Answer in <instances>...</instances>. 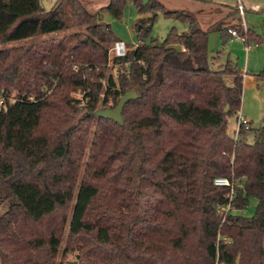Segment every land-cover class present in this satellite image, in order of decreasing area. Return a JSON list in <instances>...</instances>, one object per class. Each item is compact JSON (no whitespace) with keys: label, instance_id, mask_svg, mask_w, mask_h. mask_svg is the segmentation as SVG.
Listing matches in <instances>:
<instances>
[{"label":"trees","instance_id":"trees-1","mask_svg":"<svg viewBox=\"0 0 264 264\" xmlns=\"http://www.w3.org/2000/svg\"><path fill=\"white\" fill-rule=\"evenodd\" d=\"M127 1L91 12L82 0L50 10L0 0V44L65 32L0 48V95L23 84L0 110V264H264V127L253 143L247 130L238 142L228 133L244 74L230 60L214 68L208 52L209 30L232 37V27L203 29L191 11L134 0L153 14L137 21V46L115 57L128 64L115 79L107 66L118 39L101 13L120 18ZM160 10L189 30L145 43ZM130 89L138 97L125 104L123 125L94 115ZM218 177L236 183L224 222L230 187ZM250 197L258 203L249 217ZM72 203L68 223L59 213Z\"/></svg>","mask_w":264,"mask_h":264},{"label":"rangeland","instance_id":"rangeland-1","mask_svg":"<svg viewBox=\"0 0 264 264\" xmlns=\"http://www.w3.org/2000/svg\"><path fill=\"white\" fill-rule=\"evenodd\" d=\"M56 1L58 0H40L42 7L46 10L52 9ZM82 1L88 10L91 12H97L101 10L102 7L107 6L110 0ZM160 1H162L168 9L186 10L195 13L203 29L208 30L211 26L219 23L223 26L227 25V27L236 29L238 34L245 38L244 40L238 37H231L229 34L222 35L219 31H216L215 28H211V30H209L208 37V52L210 58H213L212 62L214 68L220 69L230 60V62L240 69L243 74L245 73L248 75L244 81L241 111L243 115L250 120L251 124V129L247 130V133L243 136V138H245L246 141L253 143L258 130L261 127H264V80H257L255 78V74L264 70V0H242L244 8L243 13L238 8V0H214L221 2L224 5H219L213 1L205 0ZM152 14L153 13H139L134 0H129L124 5L122 16L120 18H114L107 10H103L101 17L103 22L111 25L113 33L117 39L125 41L131 47H135L139 43V38L135 29L137 21L140 17H148ZM242 28L244 29V32L240 33ZM173 29L178 33H183L189 30V24L185 20L167 16L160 10L157 12V18L150 34L145 38V43H151L154 38L163 40ZM64 33L65 32H54L17 40L6 44H0V48L22 44L27 45L52 36L60 37ZM248 37L251 39L257 38L259 41L250 40V48L247 49ZM113 45L114 42L111 43L109 48L107 76L113 75L115 79H118L119 75L128 68V64H115V55L112 51ZM227 82H229V84H233V76H228ZM106 85L107 81L105 80L104 86ZM22 86L23 84L18 82L17 87L13 89L9 97H6L7 93L3 94L4 98L6 97L7 101L14 100L17 94L22 91ZM71 95L74 98L79 99L83 97V92L80 90L72 91ZM112 103L113 101L110 99L108 106H111ZM99 106L103 107L101 104H99ZM227 128L228 133L234 137V132L237 129L236 115L228 118ZM257 203V198L250 197L244 214L249 217L253 216ZM72 206L73 203L69 209L63 211L61 210L59 213L60 215H66L68 223L71 217ZM6 209L7 204H2L0 206V215H2ZM68 223L64 231V240L60 249L61 253L66 241L68 240ZM74 259V254H69L64 260L67 261Z\"/></svg>","mask_w":264,"mask_h":264},{"label":"built area","instance_id":"built-area-1","mask_svg":"<svg viewBox=\"0 0 264 264\" xmlns=\"http://www.w3.org/2000/svg\"><path fill=\"white\" fill-rule=\"evenodd\" d=\"M238 8L242 13L244 12L242 0H238ZM229 33L233 37H238L245 40V38L239 35L238 31L234 28H230ZM248 48H250V44L247 45V49ZM112 51L115 57H124L128 52V44L125 41L118 39L114 42ZM1 96L3 95H0V110L1 109L7 110L8 102L4 97ZM13 101H15V98L14 100H9V103H12ZM236 118H237V129L234 132L233 138L235 142H238L239 140L242 139V134H241L242 130H249L251 128V124H250V120L245 115H243L241 110H239L238 113L236 114ZM214 184L217 186L230 187V192L228 194L229 203L227 205L219 206V214L222 216V221L224 222L225 219L227 218V215L232 210V201L235 197L236 183L227 177H218L214 180Z\"/></svg>","mask_w":264,"mask_h":264},{"label":"water","instance_id":"water-1","mask_svg":"<svg viewBox=\"0 0 264 264\" xmlns=\"http://www.w3.org/2000/svg\"><path fill=\"white\" fill-rule=\"evenodd\" d=\"M138 97V93L135 89H130L122 95L115 107H102L94 112V115L100 118L112 119L120 125L124 124L123 109L125 104L131 100ZM72 264H77V262H72Z\"/></svg>","mask_w":264,"mask_h":264},{"label":"crops","instance_id":"crops-1","mask_svg":"<svg viewBox=\"0 0 264 264\" xmlns=\"http://www.w3.org/2000/svg\"><path fill=\"white\" fill-rule=\"evenodd\" d=\"M58 1H59V0H58ZM58 1L55 2L54 6L58 3ZM205 1H213V2H215V3H218L219 5H224V4H222L221 2H217V1H214V0H205ZM54 6H53V7H54ZM228 6H234V5H228ZM252 10H253V8H252ZM244 16H245V13H244ZM226 26H227V25H226ZM247 44H248V43H247ZM247 76H248V75L244 73V81H245V78H247ZM228 83H229V82H228Z\"/></svg>","mask_w":264,"mask_h":264}]
</instances>
